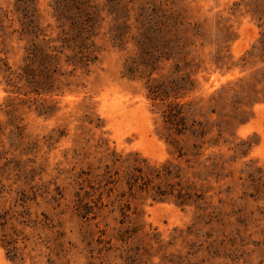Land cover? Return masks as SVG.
Instances as JSON below:
<instances>
[{
	"label": "rangeland",
	"instance_id": "rangeland-1",
	"mask_svg": "<svg viewBox=\"0 0 264 264\" xmlns=\"http://www.w3.org/2000/svg\"><path fill=\"white\" fill-rule=\"evenodd\" d=\"M130 1L132 17L158 8L175 26V53L153 79L189 90L177 101L190 129L169 144L162 112L174 98L153 101L149 70L128 71L136 50L113 43L114 8L83 67L55 0H35L36 23L64 54L39 95L0 77V239L19 249L11 259L0 241V264H264V0ZM16 6L0 0V57L15 71L32 43ZM136 161L172 176L130 189ZM170 186L191 194L186 205L158 197Z\"/></svg>",
	"mask_w": 264,
	"mask_h": 264
},
{
	"label": "trees",
	"instance_id": "trees-1",
	"mask_svg": "<svg viewBox=\"0 0 264 264\" xmlns=\"http://www.w3.org/2000/svg\"><path fill=\"white\" fill-rule=\"evenodd\" d=\"M34 2L35 0H17L16 6V11L21 15V37L30 36L32 38L25 64L15 71L6 58L0 57V77L5 85L12 88L14 92L19 93L24 88H31L32 90L27 94L39 95L40 91H43L42 86L51 83V77L47 75L49 68L57 66L60 62L59 55L64 53L61 48L53 45L52 39H47L39 24L36 23L35 14L37 12ZM55 3L56 11L59 13L58 18L66 23L62 24L66 28V31L62 32L63 44H69L66 50L74 53L73 58L77 59V62L83 67H89L98 59L94 30L102 17V11L105 9L110 11V8H114L115 13L109 14L113 16V43L122 47L131 41L136 50V57L130 61L128 71L133 74L140 69L149 70L147 75L149 98L153 101L166 103L174 98V101L164 106L162 117L168 131L172 134L169 144L178 149V141L175 136L185 135L190 127L187 125L185 116L186 104L177 100L183 98L189 90L183 89L179 80L156 82L153 79L157 72L156 65L162 61L171 60V56L175 53L176 38L172 34L175 26L170 22L169 16L161 14L158 8H141L132 17L131 13L135 11L134 4L130 7L131 1L122 4L121 0H107L106 4L102 6L104 9L96 5L94 0H55ZM53 61L54 64L51 65ZM184 81L190 82L187 78ZM40 107V112L50 110L44 104ZM133 171L127 177L130 189L139 187V183L145 178L150 181L148 176L158 180L168 179L172 176V171L167 166L160 169L149 167L145 161H136ZM144 186L148 190L149 183L145 181ZM157 190L158 197L168 200V197L171 196L180 206L186 205L189 196H191L186 189V191L183 188L178 190L175 186H170L168 190L157 187ZM0 241L2 246L8 250L11 259H16L19 255L18 239L3 235Z\"/></svg>",
	"mask_w": 264,
	"mask_h": 264
}]
</instances>
